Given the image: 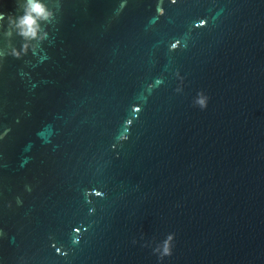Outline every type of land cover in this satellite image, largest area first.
Segmentation results:
<instances>
[{"label": "water", "instance_id": "obj_1", "mask_svg": "<svg viewBox=\"0 0 264 264\" xmlns=\"http://www.w3.org/2000/svg\"><path fill=\"white\" fill-rule=\"evenodd\" d=\"M41 3L0 17V264H264V0Z\"/></svg>", "mask_w": 264, "mask_h": 264}, {"label": "clouds", "instance_id": "obj_2", "mask_svg": "<svg viewBox=\"0 0 264 264\" xmlns=\"http://www.w3.org/2000/svg\"><path fill=\"white\" fill-rule=\"evenodd\" d=\"M16 4L19 9V0H16ZM161 14H163V10H161ZM55 16L56 8L50 6L49 3H41V0H27V6L22 10V14L0 11V17H5L9 23H16L19 28L17 34L21 36L24 41H27L28 38L35 39L38 36L40 29L39 21L48 20L49 18L54 19ZM5 32H7V28ZM30 51H32L30 45L25 42L19 47H14L11 52L6 53L4 57L10 55L14 58H22ZM208 99L207 95L202 97L200 100L201 108L207 107ZM173 240H175V233H171L168 240L165 242L161 259L172 255L174 246L172 243Z\"/></svg>", "mask_w": 264, "mask_h": 264}, {"label": "snow or ice", "instance_id": "obj_3", "mask_svg": "<svg viewBox=\"0 0 264 264\" xmlns=\"http://www.w3.org/2000/svg\"><path fill=\"white\" fill-rule=\"evenodd\" d=\"M201 23H203V22H201Z\"/></svg>", "mask_w": 264, "mask_h": 264}]
</instances>
